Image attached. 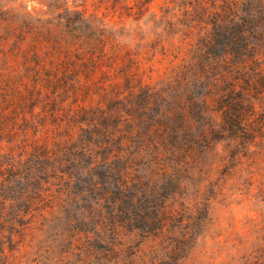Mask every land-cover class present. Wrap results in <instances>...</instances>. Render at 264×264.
Returning <instances> with one entry per match:
<instances>
[{
  "label": "trees",
  "instance_id": "trees-1",
  "mask_svg": "<svg viewBox=\"0 0 264 264\" xmlns=\"http://www.w3.org/2000/svg\"><path fill=\"white\" fill-rule=\"evenodd\" d=\"M87 1L0 0V236L74 204L70 223L111 208L112 232L184 245L198 209L179 191L212 145L264 200V0H169V16L155 0ZM147 16L158 51H176L155 83L111 23ZM245 264H264V247Z\"/></svg>",
  "mask_w": 264,
  "mask_h": 264
},
{
  "label": "rangeland",
  "instance_id": "rangeland-1",
  "mask_svg": "<svg viewBox=\"0 0 264 264\" xmlns=\"http://www.w3.org/2000/svg\"><path fill=\"white\" fill-rule=\"evenodd\" d=\"M4 1L28 11L36 8L29 0ZM168 1L155 0L151 10L159 14L160 7L169 5L168 16L171 15L172 5ZM90 4L88 0V10L93 8ZM154 21L151 16L138 22L126 20L125 24L115 18L111 20L121 41L143 56L142 77L151 83L164 77L176 54L175 50L165 55L158 51L157 40L165 38V34L156 27L158 20L157 24ZM217 148L212 145L200 153L199 170L189 171L184 179L185 189L179 191L180 196L195 201L198 209L193 218L185 216L192 220V236L184 245L168 242L155 247L151 237L125 227L112 232L120 218L112 219L115 212L111 208L99 207L97 212L90 208L93 220L70 223L66 217L77 208L71 204L65 213L55 210L53 216L47 215L46 221L38 216L33 221L26 220L16 226L14 236L7 226L0 236V264H81L89 250L93 264H100L101 259H106V264H245L250 254L264 247V200L254 196L248 174L238 181L228 179L224 171L233 163L219 166L215 157ZM147 175L153 179L148 172ZM167 203L169 207H178L181 202L168 199Z\"/></svg>",
  "mask_w": 264,
  "mask_h": 264
}]
</instances>
